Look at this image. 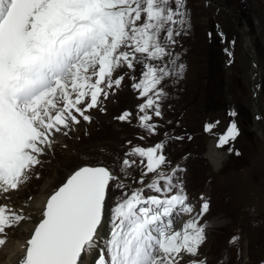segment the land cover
Masks as SVG:
<instances>
[{
    "label": "snow or ice",
    "instance_id": "obj_1",
    "mask_svg": "<svg viewBox=\"0 0 264 264\" xmlns=\"http://www.w3.org/2000/svg\"><path fill=\"white\" fill-rule=\"evenodd\" d=\"M190 28L186 0H0V196L10 199L5 194L19 190L58 136L67 137L82 121L91 123V110L105 111L103 100L126 77L142 100L138 127L156 134L152 121L163 119L166 97L159 86L183 78L185 65L173 49ZM137 65L139 79L133 75ZM132 115L124 111L115 119L131 123ZM214 127L205 124L203 131ZM239 135L232 120L215 147L227 146L238 156L233 143ZM169 139L185 137L165 133L154 146L124 153L125 177L137 165L129 157L139 158L135 188L105 166L74 170L46 199L17 264H85V255H94L88 264H208L200 250L223 218L204 219L210 197L203 195L194 213L181 177L186 169L172 166L164 154ZM111 192L119 195L110 205ZM30 219L0 204V246L7 229Z\"/></svg>",
    "mask_w": 264,
    "mask_h": 264
},
{
    "label": "rangeland",
    "instance_id": "obj_2",
    "mask_svg": "<svg viewBox=\"0 0 264 264\" xmlns=\"http://www.w3.org/2000/svg\"><path fill=\"white\" fill-rule=\"evenodd\" d=\"M214 1L224 4L233 15L218 10L209 0H186L191 28L187 34L177 37L178 44L173 49L179 54V63L185 65V71L182 79H167L159 86L166 97L161 102L163 119L152 121L158 126L156 134L149 135L138 127V105L142 100L131 87L133 81L126 77L122 86L103 100L101 107L105 111L91 110V123L82 121L67 137L62 136L61 142L56 141L40 157L42 163L33 169L19 190L5 194L10 196L5 201L29 203L49 183L47 196L84 164L104 165L121 179L135 183L141 175L139 158L129 157L136 159L137 165L127 169V177L120 171L126 151L137 146H154L165 140V133L169 137L184 136L183 141L167 140L164 154L172 166L179 164L186 169L181 177L194 213L199 210V197L203 195L210 197V212L204 219L223 218L219 227L207 232V241L200 250L208 264H258L264 260V143L261 139L264 136V0ZM244 23L249 46L260 67L257 104L261 117L258 120H254L251 98L253 69L238 31ZM221 32L223 41L218 35ZM226 48L232 52L231 58ZM141 68L137 65L133 73L137 79ZM124 111L133 114L131 123L115 119ZM231 111L237 115L230 117ZM232 120L237 122L240 131L233 143L234 150L240 153L236 157L227 152V146L215 147L218 135L226 131ZM205 124L215 127L205 133ZM188 136L192 139L188 140ZM210 145L223 158L219 168H214L207 156ZM124 183L130 187L127 181ZM118 195V192L110 193V205ZM38 220V216H33L34 223ZM17 229L18 226L7 229L6 243ZM235 234L239 239L230 245L227 241ZM4 245L0 246V252Z\"/></svg>",
    "mask_w": 264,
    "mask_h": 264
},
{
    "label": "bare ground",
    "instance_id": "obj_3",
    "mask_svg": "<svg viewBox=\"0 0 264 264\" xmlns=\"http://www.w3.org/2000/svg\"><path fill=\"white\" fill-rule=\"evenodd\" d=\"M246 29L247 28H245V30ZM248 41H249V39H248ZM248 41H245L246 46H248V44H249ZM250 46H248V47H250ZM259 70H260V68H259ZM61 140H62V136H58L56 138L57 142L58 141L61 142ZM207 156L210 159L214 168H219L221 166L223 158H222L221 154H219L217 152L216 148L213 145H210V147L208 149ZM48 184L46 183L44 188H42V189L40 188L41 191L39 193H37L34 196V198L31 200V202H29V203L18 202V203L12 204L11 200L5 201V198L3 196H0V204H8L10 207H12L16 210H22V212L25 216L31 217L30 220L22 221L20 223V225L18 226L17 230H13L11 237L8 239L7 243L4 245V247L2 248V250L0 252V264H16L18 262L19 258L23 256L24 247L26 246V240L28 238H30L31 230L33 229L34 224H35L32 221V218H33V216H38V218L41 219V216L39 215V213L42 211L43 207L45 206L46 199L53 192V191L50 192L46 196V191H47V188L49 186ZM15 200H17V199H15ZM179 226L180 225L178 224L177 227H179ZM104 230H106V231L103 232V235L106 234V232L108 231L107 227H105ZM93 257H94V255H85V257H84L85 264H88V262L91 261L93 259Z\"/></svg>",
    "mask_w": 264,
    "mask_h": 264
},
{
    "label": "water",
    "instance_id": "obj_4",
    "mask_svg": "<svg viewBox=\"0 0 264 264\" xmlns=\"http://www.w3.org/2000/svg\"><path fill=\"white\" fill-rule=\"evenodd\" d=\"M209 2H211L212 4H214L218 9H223V10H225V12L227 13V14H229V15H233V12L232 11H230V10H228L227 9V7L224 5V4H222V3H219V2H215L214 0H209ZM245 28H246V26H245V23H244V25H243V27H242V29L241 30H238L239 31V33L241 34V36H242V39H241V46L243 47V49L249 54V56H250V61H251V67H252V69L254 70V74L252 75V83L254 82V78H255V76H257L258 77V80H257V83H256V85L257 84H259L260 85V83H261V76H260V74H259V66H258V63H257V57H256V55H255V52H254V50L253 49H251L250 47H248L249 46V44H248V46H246L245 45V41H248V31H247V29L245 30ZM253 65H255V67L253 66ZM259 92H260V88L259 89H256L255 87H253V89H252V104H253V107H254V109H255V111H254V120H256V117L257 116H259V110H258V104H257V97H258V94H259ZM262 140H263V142H264V137H262L261 138ZM103 166V165H89V164H84V165H81V166ZM81 166H79V167H81ZM78 167V168H79ZM78 168H76V169H78ZM75 169V170H76ZM73 172V171H72ZM71 172V173H72ZM70 173V174H71ZM69 174V175H70ZM68 175V176H69ZM68 176L66 177V179L68 178ZM66 179H65V181H66ZM64 181V182H65ZM63 182V183H64ZM62 183V184H63ZM62 184H60L59 186H61ZM58 186V187H59ZM58 187L56 188V189H58ZM55 189V190H56ZM46 203V202H45ZM17 264V263H16ZM258 264H264V260H262V261H260Z\"/></svg>",
    "mask_w": 264,
    "mask_h": 264
},
{
    "label": "trees",
    "instance_id": "obj_5",
    "mask_svg": "<svg viewBox=\"0 0 264 264\" xmlns=\"http://www.w3.org/2000/svg\"><path fill=\"white\" fill-rule=\"evenodd\" d=\"M234 157H236V155L234 156ZM236 236L238 235V234H235ZM230 239V238H229Z\"/></svg>",
    "mask_w": 264,
    "mask_h": 264
}]
</instances>
